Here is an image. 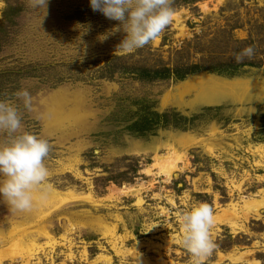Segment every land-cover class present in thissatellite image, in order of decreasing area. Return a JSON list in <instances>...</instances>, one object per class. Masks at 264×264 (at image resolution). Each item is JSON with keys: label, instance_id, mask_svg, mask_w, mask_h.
Instances as JSON below:
<instances>
[{"label": "rangeland", "instance_id": "rangeland-1", "mask_svg": "<svg viewBox=\"0 0 264 264\" xmlns=\"http://www.w3.org/2000/svg\"><path fill=\"white\" fill-rule=\"evenodd\" d=\"M255 23L264 0H0V264H264V28L258 66L141 74Z\"/></svg>", "mask_w": 264, "mask_h": 264}, {"label": "trees", "instance_id": "trees-1", "mask_svg": "<svg viewBox=\"0 0 264 264\" xmlns=\"http://www.w3.org/2000/svg\"><path fill=\"white\" fill-rule=\"evenodd\" d=\"M240 25V24H239ZM239 25L237 27H239ZM242 27V26H241ZM257 28H264V24L262 26H259L258 23H255V25H252L249 31V37L246 39H236L233 34L234 28H231V39L226 42L224 47L225 51H219V53H214L211 49V47H204L199 48L197 45H193L192 49H194L198 53H205V56L202 57V59L198 62L194 63H188V64H181L178 63L174 67H168L164 66L160 69H148L143 68L141 70V74L145 76H151L153 79H169L172 76L183 79L189 74L201 72V71H215V72H236L240 70L241 68L245 66H258L256 62L253 59H250V55L254 50L258 48L257 44V37L255 34V29ZM236 28V27H235ZM253 28V29H252ZM259 34V33H258ZM199 38L197 37L196 40ZM195 43V42H194ZM237 45L235 48H230L229 46ZM209 49V50H208ZM256 56V55H255ZM116 59H119L118 57ZM119 64H116L114 67L111 68L114 73L117 69H120ZM158 116L156 113H153V119ZM170 114H166L165 121L163 122V126H168ZM152 118H149L147 115L143 117L142 120H140L139 126L141 127V131H149L156 127V125L160 124L158 121L153 120ZM174 126L175 127H183L185 126V120L182 116H179L178 114H175L174 117ZM186 128V127H185Z\"/></svg>", "mask_w": 264, "mask_h": 264}, {"label": "bare ground", "instance_id": "bare-ground-1", "mask_svg": "<svg viewBox=\"0 0 264 264\" xmlns=\"http://www.w3.org/2000/svg\"><path fill=\"white\" fill-rule=\"evenodd\" d=\"M219 1H223V0H219ZM203 8L204 9H208V5L207 4H204L203 5ZM166 158L167 157H165V156H161V157H159L158 159H160V161H165L166 160ZM167 162H169V160L167 161ZM175 168H176V164L175 163H173V164H171L169 167H167V169L165 170V173L167 174V175H170L174 170H175ZM65 200V199H64ZM37 249V248H36ZM34 251H35V249H34ZM32 253V252H31ZM29 263V262H28Z\"/></svg>", "mask_w": 264, "mask_h": 264}]
</instances>
